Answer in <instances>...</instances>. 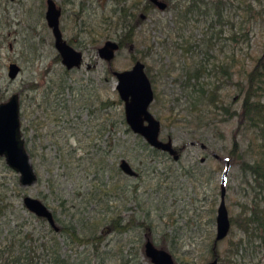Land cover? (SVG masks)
I'll list each match as a JSON object with an SVG mask.
<instances>
[{
    "label": "rangeland",
    "instance_id": "374dc122",
    "mask_svg": "<svg viewBox=\"0 0 264 264\" xmlns=\"http://www.w3.org/2000/svg\"><path fill=\"white\" fill-rule=\"evenodd\" d=\"M45 1L0 0L4 22L0 25V102L14 92L19 94L21 134L37 175L33 184L21 186L18 173L0 156V205L4 209L0 239L16 224V230L31 232L37 244L53 235L47 221L23 205L22 198L29 195L50 208L57 225L103 233L101 249L107 253L93 264H124L121 258L126 254L146 263L140 247L147 236L156 246L163 245L177 264H205L211 260L208 250L214 243L222 180L229 217L237 218L240 204H249L253 194L251 175L243 171L242 162L261 152V138L254 129L238 125V114L228 117L215 107H191L182 82L185 70H193L198 61L208 68L219 62L231 66L232 77L223 79L219 94L229 111L239 113L241 91L247 85L244 73L255 59L264 57V14H258L264 0H223L221 20L210 3L206 12L186 16V23L176 21L183 0H164L166 8L154 5L146 15L138 9L147 0L135 1V11L143 20L137 23L133 41L116 51L111 65L114 70L128 69L134 63L132 56L142 58L157 94L149 110L160 121V138L170 136L174 146L181 148L177 160L163 152L148 156L139 148L142 142L137 134L120 120L123 102L115 90L116 77L107 73L109 63L97 55L98 46L106 39L117 40L123 31L121 26L104 29L105 19H117L118 2L55 0L63 8V37L72 39L70 44L83 52L82 65L68 70L56 58L59 55L44 18ZM176 2L183 7L175 9ZM219 30L222 38L235 35V45L231 39L207 43L216 41ZM185 40L201 44L195 54L178 46ZM203 52L213 57L206 62ZM9 62L20 66L14 79L7 76ZM200 80L220 81L210 74ZM101 99H119L121 104L112 101L111 107L104 104L100 109ZM110 111L120 120L113 127L106 123ZM100 128L104 130L98 132ZM122 158L136 175L118 169ZM117 215L124 220L134 217L128 232L109 229L110 218ZM232 228L233 233L215 246L223 259L218 264H225L229 238L241 236L244 243L230 264H262L264 246L257 237L247 242L238 224ZM56 238L61 252L71 251L65 232H56Z\"/></svg>",
    "mask_w": 264,
    "mask_h": 264
},
{
    "label": "trees",
    "instance_id": "16d2710c",
    "mask_svg": "<svg viewBox=\"0 0 264 264\" xmlns=\"http://www.w3.org/2000/svg\"><path fill=\"white\" fill-rule=\"evenodd\" d=\"M118 2L119 9L116 15L117 19L112 21L110 18L105 19V28L104 29H116V27H123V31L117 37V42L119 43L120 49L128 42L133 41V37L135 35V28L137 23L141 22L143 19L140 18L139 13L146 15L148 10L151 7H154V4L147 0V3L139 8L140 12H136V4L139 2L138 0H133L130 3L129 0H115ZM180 2H176L173 7L175 9L177 7H183V9L176 15L177 22L188 21L186 16L192 15L194 13H203L206 12L212 3V8L216 10L218 17L221 20L220 12L222 7L225 5L223 0H183L182 5ZM259 15L264 14V8L261 11H258ZM218 18V19H219ZM218 20V21H220ZM4 22L0 19V25L3 27ZM0 27V28H2ZM222 30H219L216 33V41L215 42H207L211 45L216 42L221 43V41L225 42L228 39H231L233 43L237 42L236 36L232 35L230 37L221 36ZM244 34L242 33L241 36ZM245 36V35H244ZM239 37V35H238ZM241 40H246L243 37ZM2 38L0 37V44L2 43ZM72 44V39L68 41ZM206 43V44H207ZM234 43V45H235ZM200 43L191 42L190 40H185L183 44H178L181 48H183L184 52H190L191 54H195L197 52V48L200 47ZM194 48V50H193ZM193 50V51H192ZM206 55L205 61L208 62L209 58L213 57L209 53H204ZM264 56V54H263ZM57 59L59 56L56 57ZM139 59V57L137 58ZM135 56H132V60H137ZM142 59V58H141ZM140 59V60H141ZM112 62V61H111ZM111 62L108 64L107 73L111 74L114 70ZM231 66H223L220 62L218 64H213L211 68L206 67L202 61H198L194 66L193 70L187 69L185 70V79L183 80V86L188 90L186 92V97L189 100V105L192 107L194 105L197 106H206V107H215L221 112L223 111L228 117L232 115L238 114V125H245V128L254 129L261 138V142L259 144V148L261 152H258V155L254 156L252 159L242 162V169L245 173L251 175L253 185L250 187L252 189L253 194L251 196L250 203H241L240 213L236 217H230V231L229 234L233 233V226L239 225V228L246 234L247 242L252 237H257L259 240V244L264 246V57H259L254 60L253 66L251 69L245 71L244 77L247 81V85L242 94L241 101V111L237 113L236 110L229 111V106L225 105L221 95L219 94V90L221 85H223V79H230ZM205 74L213 75L214 78L220 79L216 80L218 83L207 82L206 80L201 81V77ZM150 79V78H149ZM150 82L153 83V80L150 79ZM157 97V94L154 92V99ZM153 99V100H154ZM120 105L121 101L119 99L115 100H100L99 107L100 109L104 108V104H109L111 107L113 102ZM153 102V101H152ZM151 102V103H152ZM196 110V107H194ZM117 110L116 107L113 108ZM200 112V108H197ZM197 111V110H196ZM203 112V111H202ZM121 122L124 123V117L122 112ZM111 115V111L109 113V119L106 121L109 127H113L115 122H119V118ZM201 120V118H198ZM103 125V124H102ZM128 129V128H127ZM104 130V128H100L98 132ZM137 137L141 140V144H139V148L147 153L148 156H157L160 152L159 149L153 148L149 146L145 141L143 142V138L137 134ZM180 150V147H176ZM235 151V142L230 149V153L233 156ZM164 154H167L163 152ZM169 155V154H168ZM230 155V156H231ZM180 156V155H179ZM231 156V157H232ZM118 169H121L118 166ZM122 172V171H121ZM95 178V176L93 177ZM3 207L0 205V218L3 214ZM37 217V216H36ZM54 221L56 223V218L53 214ZM39 219H43L42 217H37ZM131 219V221H129ZM130 219L124 220L121 216L117 215L109 220V229L112 231H117L119 233L128 232L130 229V222L134 221V217L131 216ZM238 219V222H237ZM49 225V224H48ZM57 225V224H56ZM58 230L55 231L50 225L47 228L48 232L53 234L50 237H46L39 244L35 243L36 239L33 238L32 233L28 231H24L22 229L17 228V224L12 229L8 230V233L4 236V240L0 239V264H93L96 261L98 256H103L107 253L106 250L101 249V245L104 241V235L102 232L97 233L95 230H89L87 232H79L73 227L71 224L68 225H57ZM16 230V231H15ZM104 231V230H103ZM2 231H0L1 233ZM56 232H65L70 239V252H61L60 247L58 245V241L56 238ZM228 234V235H229ZM1 235V234H0ZM55 235V236H54ZM149 239L152 243L153 241L149 236L145 237V240L142 243L141 249L144 250V242ZM214 241V240H213ZM138 245H141V240L137 241ZM244 243V238L241 236L237 240L231 239L228 240V248L227 252L224 255L225 264H230L234 262L233 257L238 254L240 247ZM73 244L83 245L81 248H73ZM137 245V252L139 247ZM154 246H156L153 243ZM213 245V243H212ZM158 247V246H156ZM158 248H163L161 245ZM166 250V249H165ZM213 246L209 248L208 253L210 258H214L215 254L213 253ZM126 258H121L124 264H152L148 259L146 263L142 260H135L136 256L130 258L128 254L125 255ZM216 257L218 262H221L223 259L219 254L216 253ZM264 264V250L262 256ZM208 262V261H207Z\"/></svg>",
    "mask_w": 264,
    "mask_h": 264
},
{
    "label": "water",
    "instance_id": "95a60500",
    "mask_svg": "<svg viewBox=\"0 0 264 264\" xmlns=\"http://www.w3.org/2000/svg\"><path fill=\"white\" fill-rule=\"evenodd\" d=\"M150 2L161 10L167 6L164 0H150ZM60 15L61 10L55 0H46L44 18L53 36V46L60 61L68 70L79 68L83 63V52L74 48L63 37L59 26ZM118 48L119 43L116 40L106 39L102 45L97 47V55L110 63ZM19 71L20 66L16 62L8 63L7 76L10 79H14ZM112 73L116 77L115 90L123 102L124 120L130 130L140 135L149 146L166 152L174 160H177L179 152L171 137L168 136L165 140L160 138V121L149 110L154 99V91L146 74L145 64L137 59L130 68L114 70ZM0 156L4 158L8 167L18 173L21 186L31 185L37 180L21 134L20 99L17 92L12 93L7 100L0 102ZM118 166L127 175H136V171L126 159H120ZM22 201L29 212L44 218L55 231L58 230L53 212L44 202L29 195H25ZM230 227V217L225 203L224 180H222L215 215L216 232L213 241L215 256L205 264H218L215 246L219 240L228 235ZM144 254L152 264H177L169 251L154 246L149 239L144 242Z\"/></svg>",
    "mask_w": 264,
    "mask_h": 264
},
{
    "label": "flooded vegetation",
    "instance_id": "af4514ba",
    "mask_svg": "<svg viewBox=\"0 0 264 264\" xmlns=\"http://www.w3.org/2000/svg\"><path fill=\"white\" fill-rule=\"evenodd\" d=\"M56 2V1H55ZM57 4V3H56ZM57 6L60 8V10H61V15H60V17L62 16V14H63V8L59 5V4H57ZM81 9V8H80ZM59 26H60V22H59ZM61 29V28H60ZM62 31V30H61ZM69 43V42H68ZM70 44V43H69ZM70 70V69H69ZM158 119V118H157ZM25 144V143H24ZM176 148V147H175ZM177 149V148H176ZM178 152H179V150H178ZM166 153V152H165Z\"/></svg>",
    "mask_w": 264,
    "mask_h": 264
}]
</instances>
